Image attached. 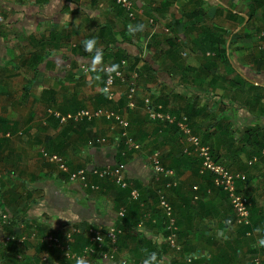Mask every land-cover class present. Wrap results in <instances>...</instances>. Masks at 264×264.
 I'll return each mask as SVG.
<instances>
[{"label":"crops","instance_id":"crops-1","mask_svg":"<svg viewBox=\"0 0 264 264\" xmlns=\"http://www.w3.org/2000/svg\"><path fill=\"white\" fill-rule=\"evenodd\" d=\"M133 2L138 13L132 19L114 0H0V108L6 98L19 105V123L0 118V158L13 148L19 151L14 176H19V189L0 194V203L7 210L19 203V221L32 222L31 235L39 242H19V264H71L42 238L80 227L73 245L80 250L88 243L89 228L121 218L122 188L112 178L93 176L99 189L85 190L45 160L43 150L62 156L70 171L127 164L125 174L141 192L134 202L136 213L129 217L132 226L123 228L119 241V256L132 264L152 251L161 264H264V247L256 246L264 235V147L256 154L259 147L248 142L247 132L253 126L254 137H264V0ZM138 23L143 31H128ZM93 37L103 56L95 70L92 53L82 43ZM123 60L127 81H118L108 99L104 66L120 67ZM81 64L88 69L81 70ZM13 74L19 76V94L7 97L2 81ZM131 81L136 82L134 108L128 106ZM146 96L165 111L186 114L215 158L246 174L239 187L250 200V235L227 224L233 213L227 195L214 186L211 175L199 172L194 156L184 153L182 136L170 124L149 117ZM97 108L118 111L129 127L106 118L61 123L48 114L49 109L69 114ZM124 132L142 150L131 149ZM153 152L172 175L157 179L148 159ZM254 157L258 160L250 164ZM158 190L177 218L180 252L167 242ZM258 226L262 232L255 231ZM9 247L0 245V264H9L2 261ZM191 255L195 258L189 262ZM256 257L260 263L254 262Z\"/></svg>","mask_w":264,"mask_h":264},{"label":"built area","instance_id":"built-area-1","mask_svg":"<svg viewBox=\"0 0 264 264\" xmlns=\"http://www.w3.org/2000/svg\"><path fill=\"white\" fill-rule=\"evenodd\" d=\"M116 4L121 7L129 18H135L138 10L133 0H114ZM2 17H0L1 19ZM151 22L152 19H151ZM264 38V32H262ZM112 64H106L105 67H110ZM127 62L123 60L121 66L118 69V73L105 72V82L103 85V92L107 95L108 99L114 97L113 87L118 82H126ZM80 69L86 71L88 69L86 64H81ZM136 82H129L128 91V106L130 108L135 107L134 92ZM144 104L149 112V117L152 120H158L166 124L176 125L178 133L182 136V139L187 144L184 153L190 156H194L199 162V172L201 174H209L212 176L213 184L216 188L222 190L228 197L230 205L233 210V216L227 218V224L243 227H251V214H250V201L239 189V182H246L247 176L242 172L232 171L223 162L217 160L213 153V148L209 144H204L199 136H197L190 124L189 118L186 114L177 116L169 111H165L162 104L153 102L151 96L144 98ZM48 114L55 116L61 123L69 121L82 122L84 120H94L97 118H106L109 120H115L124 129L129 127V122L122 117V115L115 110H105L102 108L97 109H81L75 113L61 114L53 109L48 110ZM126 137V141L131 149L142 150V145L128 136L126 132L123 133ZM105 141V139H101ZM264 154V151H263ZM122 155H125L123 152ZM42 156L49 163L57 165L58 169L62 172L68 173V181L71 184L79 185L85 190L96 191L99 186L91 180V178L97 177L99 179L112 178L114 183L122 189H129L128 202L139 201L141 197L140 190L129 182L125 172L127 164L123 161L116 163H107L103 166L82 167L80 169L70 171L66 160L55 152L48 150L42 151ZM150 164L155 172L157 179L161 176H170L172 171L167 170L162 164L161 156L158 152H153L148 157ZM258 160L254 157L249 163L253 164ZM170 185V184H168ZM197 190L198 188L195 187ZM158 205L161 209L163 216L165 217L164 230L167 233V242L171 248L180 252L182 246L179 243V226L177 218L175 216L173 207L169 202L167 196L162 190H158ZM126 205H123L117 212V218L123 216L126 212ZM120 223V222H119ZM117 222H113L106 227H91L89 228L90 236L89 242L85 244L80 250L74 249V243L76 242V235L81 232L80 227H73L70 231H65L61 235L49 234L42 238V241L46 246L50 248H56L62 253V257L69 260L71 264H75V261L79 257H85L88 259L89 264H101V262H107L108 264H132L133 260L128 257L119 256V241L123 234V228ZM143 222H140V226ZM250 235V231L247 232ZM11 239V238H9ZM14 240V237H12ZM195 258L194 255L187 256V261H192ZM255 263H260V258L254 259ZM142 264V261L140 262Z\"/></svg>","mask_w":264,"mask_h":264},{"label":"rangeland","instance_id":"rangeland-1","mask_svg":"<svg viewBox=\"0 0 264 264\" xmlns=\"http://www.w3.org/2000/svg\"><path fill=\"white\" fill-rule=\"evenodd\" d=\"M1 16L2 14L0 13V17ZM2 22L3 18L0 19V23ZM10 45H12V43ZM12 62L13 60H11V63L9 62V64H12ZM2 86H6L8 88H2L4 94L9 92L7 97H11L12 92L13 94H19V76L15 74L11 76H5L2 81ZM10 99L6 98L7 102L3 103L2 108H0V118H4L5 120L7 119L9 122L19 123V105L14 103L11 105L10 101H8ZM238 145L241 146V142ZM14 149L15 148L10 151L8 156L0 158V194H6L11 189L12 191L19 189V181L17 178L19 176L14 177L17 175L19 168V151ZM154 199L156 200V194ZM20 210L22 209L19 208V203L13 205V207L9 210H7L6 207H2L0 203V245L3 247V249L7 246H10L8 249L10 253H8L6 256L5 252V257L2 258V261L7 260L6 262L9 264H19V242L24 241L34 245L39 244L38 241L34 240L35 238L33 235H31L32 227L30 224H32V222L25 225L19 221ZM15 217H18V219H13ZM22 231L23 236L19 237V234ZM12 237H14V240H12ZM31 238H33V240ZM14 249H16V253L13 254L12 250Z\"/></svg>","mask_w":264,"mask_h":264},{"label":"clouds","instance_id":"clouds-1","mask_svg":"<svg viewBox=\"0 0 264 264\" xmlns=\"http://www.w3.org/2000/svg\"><path fill=\"white\" fill-rule=\"evenodd\" d=\"M144 29V25L142 23H138L135 26L130 25L128 28V31L131 33H137L141 32ZM83 47L85 51L92 53L91 56V70H95L97 65H100L102 63V50L97 45V42L95 38H88L84 40ZM119 65L118 64H112L110 67H105L103 70L109 74L111 73H118ZM256 232H262L261 227H257L255 229ZM256 246L258 247H264V235H262L258 240L256 241ZM162 258L159 256V254L156 251H152L148 253L142 260V264H161ZM75 264H89L88 259L85 257H79L76 259Z\"/></svg>","mask_w":264,"mask_h":264},{"label":"trees","instance_id":"trees-1","mask_svg":"<svg viewBox=\"0 0 264 264\" xmlns=\"http://www.w3.org/2000/svg\"><path fill=\"white\" fill-rule=\"evenodd\" d=\"M168 126H169V128H172L174 131L178 132V130H177L178 128H177L176 125H168ZM247 132L249 133L248 137L250 136L248 138V142L249 143L251 142L252 144H256L259 147L260 151L258 149V151H256L255 153L256 154H260L261 153V149L264 147V137H263L262 140L254 137V127L253 126L250 127L247 130ZM250 138L251 139L255 138V139H253L254 143L251 141ZM203 143L204 144H208L206 142H203ZM213 153H214V156H215V152L214 151H213ZM196 163H198V170H199L200 162L197 160ZM239 189H240V187H239ZM129 193H130L129 189H122V190L119 191V195H118V202H119L118 205H126L127 206L125 214L123 216H121V218H120V223L119 224L121 225L122 228H125L126 225H129L130 227L132 226L131 223H130V219L131 218L129 219V217H131L132 213H134V214L136 213V211L133 210V208H134V206H137V204H138V203L136 204L134 202H130V203L128 202ZM135 202H137V201H135ZM250 214H251V211H250ZM162 215H163V213H162ZM231 216H233V213L229 217H231ZM13 219H16V218H13ZM162 221H163V224H164V222H165V217L164 216H163ZM241 227H243V226H241ZM248 229H249V227H243L242 228L243 234L247 233L246 230L248 231ZM150 246L155 247L154 243L152 245H150Z\"/></svg>","mask_w":264,"mask_h":264}]
</instances>
